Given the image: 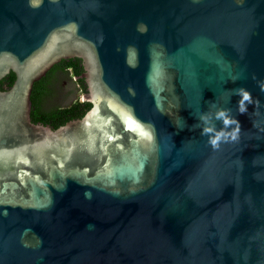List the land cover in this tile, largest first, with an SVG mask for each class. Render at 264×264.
Returning <instances> with one entry per match:
<instances>
[{"label": "water", "instance_id": "95a60500", "mask_svg": "<svg viewBox=\"0 0 264 264\" xmlns=\"http://www.w3.org/2000/svg\"><path fill=\"white\" fill-rule=\"evenodd\" d=\"M73 58L90 110L33 123ZM10 72L0 264H264V0H0Z\"/></svg>", "mask_w": 264, "mask_h": 264}, {"label": "trees", "instance_id": "16d2710c", "mask_svg": "<svg viewBox=\"0 0 264 264\" xmlns=\"http://www.w3.org/2000/svg\"><path fill=\"white\" fill-rule=\"evenodd\" d=\"M64 63H66V60H61L47 72L45 77L34 83L31 93V121L50 126L53 130L71 120L82 118L91 108V103L82 100L80 97L87 93L84 80L78 78L83 72L81 60L74 58L70 60L69 64L62 66ZM62 71L71 78L78 79L76 85L81 95L66 106H57L53 102L59 81L56 80L55 76ZM14 79V74L10 72L0 80V89L4 86H10Z\"/></svg>", "mask_w": 264, "mask_h": 264}, {"label": "flooded vegetation", "instance_id": "af4514ba", "mask_svg": "<svg viewBox=\"0 0 264 264\" xmlns=\"http://www.w3.org/2000/svg\"><path fill=\"white\" fill-rule=\"evenodd\" d=\"M74 59V58H73ZM70 60L71 59H68V60H66V63H64V64H62V66H64V65H67V64H69V62H70ZM61 62V61H60ZM82 62V61H81ZM83 67V66H82ZM56 80H60L61 78H66L67 80H71V81H73L74 82V84L76 85V81L78 80L77 78H71L68 74H66L65 72H59V73H57L56 74ZM79 78V77H78ZM59 82V81H58ZM57 88V87H56ZM64 92L67 94L68 92H69V90L68 89H65L64 90ZM56 94H57V92H56ZM56 94H55V96H54V99L56 98ZM87 94V93H86ZM85 94V95H86ZM85 95H82L83 96V98H82V100H84V96ZM54 101V100H53ZM50 127V126H49Z\"/></svg>", "mask_w": 264, "mask_h": 264}, {"label": "clouds", "instance_id": "9594fccd", "mask_svg": "<svg viewBox=\"0 0 264 264\" xmlns=\"http://www.w3.org/2000/svg\"><path fill=\"white\" fill-rule=\"evenodd\" d=\"M211 143L213 144V146H216V140L215 139L211 140Z\"/></svg>", "mask_w": 264, "mask_h": 264}]
</instances>
